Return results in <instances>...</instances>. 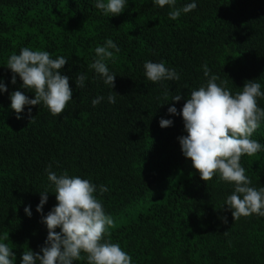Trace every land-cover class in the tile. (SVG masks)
Wrapping results in <instances>:
<instances>
[{"label": "trees", "instance_id": "trees-1", "mask_svg": "<svg viewBox=\"0 0 264 264\" xmlns=\"http://www.w3.org/2000/svg\"><path fill=\"white\" fill-rule=\"evenodd\" d=\"M191 2L196 9L171 20V8L153 0H126L124 12L112 17L95 7L96 0H0V77L8 89L0 93V238L9 236L0 242L13 250L15 264H21L23 251L39 252L47 238L36 207L45 190L43 214L56 204L48 171L90 180L112 219L142 205L105 236L132 264H264V217L234 221L224 205L232 185L218 176L206 184L194 169L167 186L177 169L192 165L178 140L187 135L182 116L168 108L179 112L191 92L206 85L205 64L232 94L249 80L264 91V0H176L175 7ZM108 39L119 48L110 49L114 58L106 61L116 74L113 90L89 68L95 48ZM24 47L68 60L61 74L69 77L73 94L61 116H52L42 103L25 106L21 119L10 108L14 91L34 98L19 76L11 82L6 67ZM146 61L163 62L180 79L149 81ZM80 74L87 79L78 89ZM178 94L182 99L173 101ZM100 96L94 107L92 100ZM258 106L264 109V98ZM161 118L173 125L161 128ZM251 139L264 145V121ZM240 163L250 186H264V150L242 156ZM100 185L108 191L101 194ZM29 205L31 217L24 211Z\"/></svg>", "mask_w": 264, "mask_h": 264}, {"label": "clouds", "instance_id": "clouds-1", "mask_svg": "<svg viewBox=\"0 0 264 264\" xmlns=\"http://www.w3.org/2000/svg\"><path fill=\"white\" fill-rule=\"evenodd\" d=\"M153 2L160 8L169 6L171 20L197 7L195 2L182 8L175 7L176 0ZM125 5L126 0H107L106 3L96 0L95 7L102 10L105 16L112 17L124 12ZM110 49L119 52L112 39L96 47L94 62L89 68L113 90L116 74L110 72L106 63L114 58ZM67 62L63 56L53 59L47 51H33L28 47L9 57L6 67L12 72L11 82L15 84L19 76L21 87L34 93L32 99L20 90L10 94V108L17 119L22 118L25 106L41 103L52 116L59 117L64 113L73 94L69 77L61 74ZM143 67L146 78L153 83L180 79L176 70L167 68L163 62L146 61ZM203 69L204 76L210 77L206 85L193 90L179 112L175 106L168 108L169 114L180 115L183 119L187 135L178 137L181 151L185 158L191 160L193 168L206 184L218 176L219 181L233 186L234 190L227 196L224 205L231 211L234 221L253 214L264 217V186L259 189L250 186L252 181L240 163L242 156L252 157L264 150V145L251 139L264 121V109L258 106V98H264V91H261L260 83L249 80L245 81L242 91L232 94L227 88V81L218 84L219 77L210 75L207 64ZM86 79L84 74L77 76L75 83L78 89L84 87ZM7 90L0 77V93ZM181 99V94L172 97L173 101ZM102 100V96L97 97L92 100V105L95 107ZM108 102L114 104L115 95L109 94ZM28 115L31 116V107ZM159 125L161 128L170 127L173 121L161 118ZM47 178L55 186L56 204L46 215L43 214L48 200L45 190L40 193V202L36 207V211L41 213V222L46 225L47 238L39 252L23 251L21 264H74V261L85 258L87 264H132V257L118 243L105 239L106 235L110 236L109 229L114 226V221L105 214L102 202L94 195L96 185L88 179L69 176L66 171L60 176L48 171ZM99 191L103 194L108 188L100 185ZM30 207L24 208L29 217L32 215ZM223 220L227 223V217ZM0 239L8 240L9 236ZM82 253L85 255L82 256ZM15 260L13 250L8 244L0 242V264H15Z\"/></svg>", "mask_w": 264, "mask_h": 264}, {"label": "rangeland", "instance_id": "rangeland-1", "mask_svg": "<svg viewBox=\"0 0 264 264\" xmlns=\"http://www.w3.org/2000/svg\"><path fill=\"white\" fill-rule=\"evenodd\" d=\"M194 168L192 165L186 166L183 169H177L174 173V176L168 181L167 186L174 183V181L182 174L186 173L187 171H193ZM143 207L141 204H138L137 206H135L132 210H129L128 213L126 214H121L120 216H118L117 218L113 219L114 221V226L111 227L110 229H113L117 226H119L122 223L128 222L129 220H131L132 218H134L135 214L142 210Z\"/></svg>", "mask_w": 264, "mask_h": 264}]
</instances>
